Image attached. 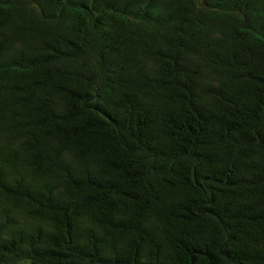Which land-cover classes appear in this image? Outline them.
Wrapping results in <instances>:
<instances>
[{"label": "trees", "instance_id": "obj_1", "mask_svg": "<svg viewBox=\"0 0 264 264\" xmlns=\"http://www.w3.org/2000/svg\"><path fill=\"white\" fill-rule=\"evenodd\" d=\"M0 264H264V0H0Z\"/></svg>", "mask_w": 264, "mask_h": 264}]
</instances>
